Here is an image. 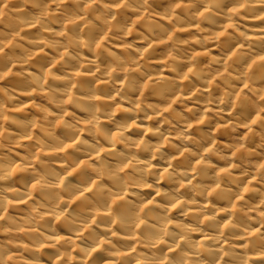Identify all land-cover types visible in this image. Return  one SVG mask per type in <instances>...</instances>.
Returning <instances> with one entry per match:
<instances>
[{
  "label": "clouds",
  "instance_id": "clouds-1",
  "mask_svg": "<svg viewBox=\"0 0 264 264\" xmlns=\"http://www.w3.org/2000/svg\"><path fill=\"white\" fill-rule=\"evenodd\" d=\"M0 264H264V0H0Z\"/></svg>",
  "mask_w": 264,
  "mask_h": 264
}]
</instances>
